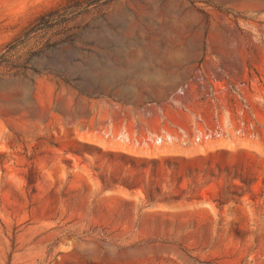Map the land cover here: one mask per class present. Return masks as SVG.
Segmentation results:
<instances>
[{
  "label": "rangeland",
  "instance_id": "rangeland-1",
  "mask_svg": "<svg viewBox=\"0 0 264 264\" xmlns=\"http://www.w3.org/2000/svg\"><path fill=\"white\" fill-rule=\"evenodd\" d=\"M0 264H264V0H0Z\"/></svg>",
  "mask_w": 264,
  "mask_h": 264
}]
</instances>
